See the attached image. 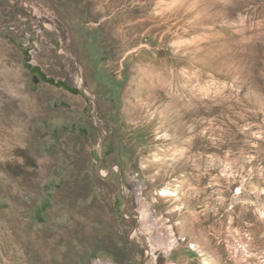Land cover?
I'll return each mask as SVG.
<instances>
[{"label": "rangeland", "instance_id": "rangeland-1", "mask_svg": "<svg viewBox=\"0 0 264 264\" xmlns=\"http://www.w3.org/2000/svg\"><path fill=\"white\" fill-rule=\"evenodd\" d=\"M169 262L264 264V0H0V264Z\"/></svg>", "mask_w": 264, "mask_h": 264}, {"label": "bare ground", "instance_id": "bare-ground-1", "mask_svg": "<svg viewBox=\"0 0 264 264\" xmlns=\"http://www.w3.org/2000/svg\"><path fill=\"white\" fill-rule=\"evenodd\" d=\"M160 195L169 197L173 195V192L168 188H162L160 189ZM137 201L142 231L147 232L148 236L151 237L153 242L151 243V247H157L158 249L160 248V250L165 254L166 252L172 251L177 242L173 231L169 229L162 219H158L153 216L149 203L144 202L140 197ZM169 264L171 263L169 262Z\"/></svg>", "mask_w": 264, "mask_h": 264}, {"label": "trees", "instance_id": "trees-1", "mask_svg": "<svg viewBox=\"0 0 264 264\" xmlns=\"http://www.w3.org/2000/svg\"><path fill=\"white\" fill-rule=\"evenodd\" d=\"M51 83H56L58 85H65L63 82H55L54 80H49Z\"/></svg>", "mask_w": 264, "mask_h": 264}]
</instances>
